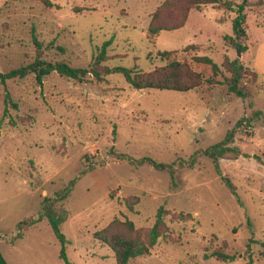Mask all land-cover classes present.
I'll return each mask as SVG.
<instances>
[{
  "label": "rangeland",
  "instance_id": "obj_1",
  "mask_svg": "<svg viewBox=\"0 0 264 264\" xmlns=\"http://www.w3.org/2000/svg\"><path fill=\"white\" fill-rule=\"evenodd\" d=\"M164 1L0 0V72L38 53L89 67L111 40L104 65L146 72L164 65L158 54L164 50L207 73V66L193 65V56L208 55L220 65L226 55L238 57L251 70L245 83L252 91L243 99L223 85L189 92L135 89L118 73L102 82L53 73L43 84L33 75L0 83V251L9 264H65L47 218L11 240L21 220L38 217L44 198L72 180L70 195L58 205L69 213L63 230L72 264H117L98 232L117 220L114 229L130 235L123 225L130 220L133 235L145 242L161 206L168 211L164 235L129 264H264V116L254 114L264 111V0H228L235 7L247 3L248 49L241 55L225 40L236 16L226 8L203 5L183 27L150 35L152 16ZM177 17L166 10L161 20L171 25ZM6 93L17 107L3 120ZM228 132L239 152L220 159L222 175L200 153L189 166L192 154ZM145 157L175 163V178L137 162ZM222 176L231 179L241 202ZM217 250L236 258L212 256Z\"/></svg>",
  "mask_w": 264,
  "mask_h": 264
},
{
  "label": "trees",
  "instance_id": "obj_2",
  "mask_svg": "<svg viewBox=\"0 0 264 264\" xmlns=\"http://www.w3.org/2000/svg\"><path fill=\"white\" fill-rule=\"evenodd\" d=\"M244 1V0H243ZM248 2V0H245ZM203 5H212L218 9L226 8L231 12H236V16L232 20L233 34L226 35L225 40L232 47L237 50L240 49L241 54L247 51L248 47L243 43V39L248 36L245 24L247 23V15L245 8L247 3H240L236 7L231 1L221 0H166L153 14L150 22L148 32L150 35H157L164 30H175L183 27L192 10H199ZM173 10L179 14V17L175 18L174 24H167L161 20L163 11ZM37 47L41 48V43L37 38L34 39ZM112 43L111 40L105 41L99 48L98 53L93 57L89 67L73 66L71 63L58 60L52 61L44 58L40 53L37 54L35 59L27 64L13 68L6 72H0V83L7 84L9 80L21 79L29 75H33L39 84H43L45 77L57 73L61 76L83 80L88 75H92L97 81L102 82L106 80V76L110 74H122L133 88L135 89H159V90H174L179 92L193 91L201 86H215L223 85L227 88L229 93L235 94L239 98L247 99L252 96L251 89L246 85L245 78L251 70L240 61L238 57L231 59V56L226 55L224 62L220 65L216 63L208 55H195L193 56V65L207 66L210 72L197 71L190 63L181 61L174 53L176 51H159V56L164 65L156 67L154 70L146 72L141 69L125 66L109 67L104 65V62L108 60V47ZM187 48L198 50L201 48L199 45L190 44ZM196 67V66H195ZM224 70L230 74L225 75ZM252 80L256 82L259 79V75L252 73ZM246 82V83H245ZM5 109L3 113V120L8 117L9 108L17 107V103L13 100L10 93L5 95ZM256 116H264V111L258 110L254 113ZM10 116V115H9ZM10 121L15 123L14 118L10 117ZM233 133L228 132L225 138L200 152H195L188 160L190 167H193L197 162L198 154H203L210 157L214 164L216 171L219 175H222L220 169V159L228 152H239L237 147H231L230 143L233 142ZM183 162H187L182 160ZM139 164L145 162L153 165L159 170H168L172 179L175 178L176 168L175 163H163L157 160L145 157L139 161ZM223 182L229 187L231 193L238 199L239 194L237 188L233 184L230 178L222 176ZM76 180H72L67 187L63 190L56 192L55 196H47L44 198L42 211L38 217L25 218L21 220L17 226V233L12 238L11 242L14 243L18 239H22L25 233L34 226L37 222L43 218H47L53 231L61 243L60 259L65 264H72L69 260L67 253V245L69 239L66 237L63 224L68 219L69 213L67 210L59 209L60 202L66 200L72 191V184ZM168 211L161 206L157 212L156 222L149 230L147 241H141L137 236L133 235L135 232L134 223L130 220L123 222V225L131 233L128 235L126 232H119L114 229L117 224V220H114L108 227L98 232L99 239L108 244L115 253L117 264H129L131 259L146 255L150 252V249L156 245L158 240L164 235L162 229L164 224V216ZM184 217L182 213L180 215ZM187 216H190L188 214ZM212 256L225 261H234L235 255H231L224 251H214ZM0 264H9L6 258L0 251Z\"/></svg>",
  "mask_w": 264,
  "mask_h": 264
},
{
  "label": "water",
  "instance_id": "obj_3",
  "mask_svg": "<svg viewBox=\"0 0 264 264\" xmlns=\"http://www.w3.org/2000/svg\"><path fill=\"white\" fill-rule=\"evenodd\" d=\"M239 55H241L240 49H238Z\"/></svg>",
  "mask_w": 264,
  "mask_h": 264
}]
</instances>
